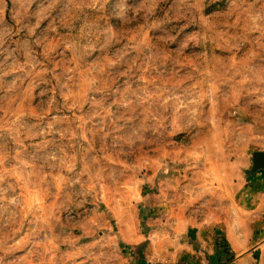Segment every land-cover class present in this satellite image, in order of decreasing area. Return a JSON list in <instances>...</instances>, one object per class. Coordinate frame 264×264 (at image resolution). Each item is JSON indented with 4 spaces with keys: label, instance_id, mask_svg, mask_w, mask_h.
<instances>
[{
    "label": "rangeland",
    "instance_id": "374dc122",
    "mask_svg": "<svg viewBox=\"0 0 264 264\" xmlns=\"http://www.w3.org/2000/svg\"><path fill=\"white\" fill-rule=\"evenodd\" d=\"M255 152L264 0H0V264H127L234 216L250 238Z\"/></svg>",
    "mask_w": 264,
    "mask_h": 264
},
{
    "label": "crops",
    "instance_id": "0c3cea01",
    "mask_svg": "<svg viewBox=\"0 0 264 264\" xmlns=\"http://www.w3.org/2000/svg\"><path fill=\"white\" fill-rule=\"evenodd\" d=\"M260 216L264 218L263 214ZM263 220H256L257 230L250 238L236 216L202 229H188L180 239L176 237L166 253L154 254L145 243L144 249L129 255L127 264H264ZM259 227L263 231H259ZM222 241L228 245L229 253L220 249Z\"/></svg>",
    "mask_w": 264,
    "mask_h": 264
},
{
    "label": "water",
    "instance_id": "95a60500",
    "mask_svg": "<svg viewBox=\"0 0 264 264\" xmlns=\"http://www.w3.org/2000/svg\"><path fill=\"white\" fill-rule=\"evenodd\" d=\"M250 172L252 174L264 172V152H255L252 155V167Z\"/></svg>",
    "mask_w": 264,
    "mask_h": 264
},
{
    "label": "trees",
    "instance_id": "16d2710c",
    "mask_svg": "<svg viewBox=\"0 0 264 264\" xmlns=\"http://www.w3.org/2000/svg\"><path fill=\"white\" fill-rule=\"evenodd\" d=\"M220 249L223 250L224 252H228L229 253V248L228 245L226 244L225 241H222V243L220 244Z\"/></svg>",
    "mask_w": 264,
    "mask_h": 264
}]
</instances>
